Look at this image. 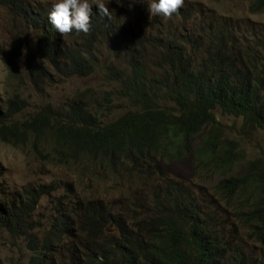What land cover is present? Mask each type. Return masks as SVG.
<instances>
[{
	"label": "trees",
	"instance_id": "1",
	"mask_svg": "<svg viewBox=\"0 0 264 264\" xmlns=\"http://www.w3.org/2000/svg\"><path fill=\"white\" fill-rule=\"evenodd\" d=\"M247 1L250 12L264 11V0ZM3 2L38 31L39 56L55 64L44 69L29 53L26 67L36 84L54 70L70 76L90 75L99 65V58L96 65L93 62L95 45L108 39L119 53L129 34L117 24L122 21L118 10H99L92 21L102 38L95 40L91 35L85 38L87 49H68L57 45L61 37L57 25H48L50 7ZM207 15L181 7L165 15L188 23L183 34L173 32L165 39L159 67L168 70L150 76L143 60L131 56V74L125 80L113 74L122 78L130 109L112 121H105L97 109L74 105L66 112L47 107L21 120L16 118L23 110L18 95L0 99L2 142L31 144L38 157L58 165L86 158L113 178H128L150 188L148 204L132 202L134 219L128 225L101 202H84L78 231L90 241L79 244V254L70 252V264H264V161L245 162L244 151L225 136L216 116L220 110L264 132V33L251 31L243 39L236 25L223 23L224 18L207 21ZM144 26L138 18L140 43ZM201 36L211 39L204 49L197 46ZM190 45L201 54L198 64L188 56ZM5 60L14 65L15 56L10 53ZM48 142L53 146L45 145ZM200 175L222 177L213 194L227 206L234 202L232 220L240 229L247 228L248 236L261 248L259 255L236 247L232 229L236 224L192 187L191 180ZM45 194V187L8 191L0 180V228L25 237L30 256L24 264H50L57 246L72 230L73 219L62 200L54 202L57 213L49 234L34 233L32 216ZM110 224L119 231L117 235L105 233Z\"/></svg>",
	"mask_w": 264,
	"mask_h": 264
},
{
	"label": "rangeland",
	"instance_id": "2",
	"mask_svg": "<svg viewBox=\"0 0 264 264\" xmlns=\"http://www.w3.org/2000/svg\"><path fill=\"white\" fill-rule=\"evenodd\" d=\"M32 7L47 6L50 2H61L66 7L80 3H89L94 6H104L107 10H118L121 14L117 24L122 30H129L127 41L123 49L116 53L113 45L106 39L95 47V61L99 58L96 70L88 76L66 75L59 71H49L44 81L36 84L27 70L26 58L38 59L39 66L44 69L50 64L43 61L37 48L36 31L24 21L22 16H17L0 0V99L7 101L16 98L23 101V110L16 118L24 119L51 107L53 111H64L70 106L87 107L102 114L105 121L119 118L126 110L130 109V101L124 96L122 78L115 77L121 74L125 80L132 72L130 57L135 56L143 60L150 76L158 73L164 75L168 68L159 67L163 46L167 45L166 38H171L173 32L180 34L188 27V23L175 17L152 12L153 0H18ZM180 4L182 9H188L195 14L207 12V21L213 18L226 19L231 27L236 25L239 35L246 39L250 32L264 33V11L252 13L247 0H172ZM139 10V12H138ZM156 17V19H155ZM141 18L145 24L144 42L138 41L137 19ZM222 21V20H221ZM192 32V31H191ZM210 38L201 36L197 46L202 49L210 44ZM189 58L193 63H200L201 54L195 45L187 47ZM15 56L14 65L5 59L9 54ZM43 61V62H42ZM16 63V64H15ZM104 64V65H103ZM102 65V66H101ZM107 67V68H106ZM110 68V69H108ZM114 74V75H113ZM109 100L108 103L106 100ZM218 121L223 125L225 136L237 142L244 151L245 162L261 159L264 161V132L247 126L243 120L234 116H227L216 112ZM47 140H51L47 137ZM50 147L53 143H45ZM31 144L13 146L0 140V180L3 188L8 191L25 192L45 187L48 194L42 195L36 212L33 214L34 233L39 237L48 235L55 219L54 202L64 200V207L68 216L73 221L72 230L63 237L62 243L56 248L50 264H70V252L79 254V244L88 243L78 231L80 221L84 218V202H100L109 207L115 217L121 218L127 225L133 221L132 202L148 204L147 190L138 183H133L124 177L113 178L100 164L80 159L71 165H58L44 161L38 157ZM237 170V168H236ZM186 179L185 175L177 174ZM176 177V176H175ZM221 176L203 178L201 175L193 182L192 187L209 199L212 208L224 214L231 222L233 213L230 206L223 203L214 193L216 183ZM50 192V193H49ZM137 199V200H134ZM236 199V198H235ZM82 204H81V202ZM57 213V211H56ZM106 227L105 233L117 235L119 231ZM115 227V226H114ZM232 227L236 234L234 242L236 247L244 249L252 255H259L261 248L247 234V228ZM30 256L25 237L13 236L10 232L0 228V264H24Z\"/></svg>",
	"mask_w": 264,
	"mask_h": 264
},
{
	"label": "clouds",
	"instance_id": "3",
	"mask_svg": "<svg viewBox=\"0 0 264 264\" xmlns=\"http://www.w3.org/2000/svg\"><path fill=\"white\" fill-rule=\"evenodd\" d=\"M152 2L154 4L151 5V10L152 12H156V14L169 15L176 10L179 12L181 7L180 4H175L172 0H153ZM59 3L50 2L47 5L52 11V14L49 15L48 25L51 27L52 23H55L57 25V34L61 36L58 38L60 40L57 42V45H64L68 49H73L85 46V38L88 36L92 35L95 40L102 38L99 37V28L94 25L92 17H98L99 10L105 11L106 8L104 6H92L89 3H80L66 7L61 2ZM175 7L178 8L176 9ZM85 49H87V46H85ZM44 60L48 61L52 68L55 67V64L50 60L45 58Z\"/></svg>",
	"mask_w": 264,
	"mask_h": 264
}]
</instances>
